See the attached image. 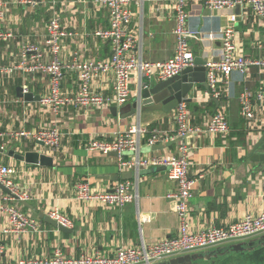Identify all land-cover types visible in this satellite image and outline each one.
Returning <instances> with one entry per match:
<instances>
[{"label":"crops","instance_id":"obj_1","mask_svg":"<svg viewBox=\"0 0 264 264\" xmlns=\"http://www.w3.org/2000/svg\"><path fill=\"white\" fill-rule=\"evenodd\" d=\"M4 1H7V11L0 28L12 32L15 37L0 43L2 64L9 65L21 60L20 48L24 41L42 42L47 21L53 13H57L65 28L72 32L61 41L64 63L72 61L74 52L81 59L95 62L109 60V43L93 35L94 30L109 25L108 11L96 0H35L33 6L17 4L16 0ZM131 10L133 15L127 29L136 37L131 53L144 61H161L171 57L175 46V19L169 2L132 0ZM187 11V25L192 30L217 34L232 25L237 54L252 58L262 54L260 45L264 44V21L245 6L209 9L199 1H191ZM232 15H235L234 22ZM190 46L194 57L200 54L207 62L219 59L221 43L218 38L191 40ZM32 76L17 70L0 79V130L26 128L34 131L56 124L62 140L57 150H51L29 139L0 138L4 151L1 152L3 163L14 168L13 181L31 196L26 201L28 207L21 202L17 205L39 224L38 231L29 230L20 239L13 234L3 236V261L48 256L55 247H59L66 256H113L121 246L150 245L175 236L178 231L177 202L166 196L176 191L177 184L168 178L166 168L143 165L138 170L119 169L115 155L85 149L92 137L112 141L120 132L136 124L147 129L153 126L174 134L175 109L169 113L160 109L145 110L140 115L121 118L122 114L129 112L140 88L133 73L130 97L121 106H66L53 114L39 101H26L16 96V87L24 84L28 86V91L35 94L46 92L49 77L42 73ZM157 80L159 78L155 76L150 80L144 78L143 82L148 84ZM263 81L264 69L250 67L245 74L232 72L227 81L221 79L219 87L222 96L216 100L205 96L206 89L200 84L193 85L188 94L190 100L185 101L190 125L204 128L213 112L222 111L229 124L227 134H191L185 141L158 150L141 143L138 153H125L128 159L139 157L149 160L154 156L175 155L180 145L186 147L189 176L196 178L201 175L193 186L189 201L188 223L191 232H198L210 225L224 226L242 219L246 214L264 212V161L251 160L247 156L251 138H256L259 129L264 127V106L259 110L257 120L249 124L241 115L239 102L244 88L257 90ZM77 86V73L73 69H65L61 81L62 92L74 94ZM112 86L111 70L100 72L93 82L96 91L106 94L111 93ZM112 106L117 107L116 115L110 111ZM10 150L15 154L38 151L51 156L52 165L27 163L9 156ZM125 171H134L135 177L124 179ZM123 180L133 182L132 189L137 199L121 208L75 198L73 186L77 182L86 181L92 190L101 192L111 190ZM54 208L72 221L73 226L67 227L71 232H62L44 219L43 216H48V212ZM5 224L4 216L0 215V228ZM219 257L194 263L216 264L212 261H218L221 259ZM168 259L155 264H168Z\"/></svg>","mask_w":264,"mask_h":264},{"label":"built area","instance_id":"obj_2","mask_svg":"<svg viewBox=\"0 0 264 264\" xmlns=\"http://www.w3.org/2000/svg\"><path fill=\"white\" fill-rule=\"evenodd\" d=\"M174 11L175 46L173 55L166 60L144 61L140 56L131 53L135 46V34L127 29L133 12L132 0H96L106 8L109 14V25L93 31V35L109 43L110 58L108 61H93L81 59L77 52L72 54L69 64L63 62L61 57V41L72 35L62 23L57 13L49 18L45 28L42 42L24 41L21 44V60L9 65L0 62V79L11 75L17 70L32 74H45L49 77L46 92L40 95L39 104L48 107L53 114H57L63 107L86 108L90 106L116 105L121 106L130 97V83L132 74H136L140 86L143 79L150 80L157 76L165 79L178 74L184 68L191 66L194 54L190 46L191 40L202 37L218 38L221 43L219 59L207 62L206 82L208 89L204 92L207 97L220 98L222 92L219 87L221 79H229L232 72L245 74L248 68L264 69V44L260 45L262 54L259 57H246L236 53L233 42L234 29L228 26L214 33L202 34L192 30L187 25V5L191 1H199L209 9L232 8L236 5L245 6L256 17L264 21V0H167ZM17 4L35 5V0H16ZM7 11V1L0 0V22L4 20ZM232 22L235 15L231 16ZM264 31V28H263ZM15 35L0 28V43L14 39ZM73 69L77 73L78 86L74 94H66L61 90V81L65 69ZM111 70L113 72V86L110 94L98 92L93 88V82L100 72ZM32 76V77H33ZM146 84V83H144ZM22 92H28V86L22 85ZM242 117L253 124L258 117L259 110L264 106V81L257 90L244 88L239 95ZM1 121V119H0ZM174 134L159 128L147 129L141 124L132 125L120 132L112 141H105L95 137L90 138L85 149L108 154L114 151L116 165L119 169L138 170L143 165L163 166L168 171V178L177 184L176 191L167 194V198L177 202L178 231L173 237L165 238L159 242L139 247L121 246L116 249L113 256L100 254L66 256L59 247H55L48 256L25 257L8 262L3 261V236L15 235L18 239L29 230L38 231L39 224L26 215L17 205L21 201H28L31 196L13 181L14 168L4 164L0 152V184L9 192L0 188V215H3L6 224L0 228V264H155L170 257L190 254L201 250L217 247L222 244L239 242L264 233V212L257 215L246 214L242 219L224 226L210 225L198 232H191L188 223L189 201L193 195V186L198 180L188 174L189 161L186 157V147L180 145L175 155L154 156L149 160L126 158L125 153L130 151L138 153L142 138L149 133L146 144L151 146L158 142L164 143L175 137H184L197 133L211 135H224L229 132L228 121L222 111L213 112L204 128L192 126L189 122V112L185 101L175 108ZM29 139L42 143L51 150L60 147L62 134L56 124L48 127L30 130H0V138ZM0 149L3 146L0 144ZM75 198L80 201L97 202L106 207L121 208L127 203L137 199L133 192V182L123 180L117 182L111 190L94 191L86 181L77 182L73 186ZM48 216L65 227H72V221L59 213L57 209L48 212Z\"/></svg>","mask_w":264,"mask_h":264},{"label":"water","instance_id":"obj_3","mask_svg":"<svg viewBox=\"0 0 264 264\" xmlns=\"http://www.w3.org/2000/svg\"><path fill=\"white\" fill-rule=\"evenodd\" d=\"M207 63L201 55L195 56L193 58V63L191 66L184 68L178 74L165 79H159L148 84L140 86L139 91L135 99L130 105V110L126 114H122L121 118H126L128 116L140 115L142 111L145 110H157L160 109L166 113L173 111L177 105L182 101H189L190 98L188 94L193 88L195 83L200 84L206 90L208 89V84L206 82V68ZM16 96L21 97L26 101H39L40 95L35 94L31 91L22 92V87H16ZM216 100V98H213ZM121 109V108H119ZM118 111L120 112V110ZM110 111L113 115H116L117 107H110ZM260 133L256 138H251V142L248 147L247 156L251 160L264 161V127L259 129ZM187 136L176 137L172 140L166 141L165 143L158 142L151 145L152 150L162 149L164 146H169L171 144L185 141ZM42 145V143H40ZM0 152H4L0 149ZM9 156H13L19 160H23L27 163L40 164L43 166L52 165V157L40 153L38 151H26L23 154H15L12 150L8 152ZM108 154L115 155V152H109ZM165 169V167L162 166ZM124 179H130L135 177L134 171H125ZM0 188L5 192L9 190L0 184ZM25 206H29L26 201H21ZM44 219L49 222L52 226L56 227L62 232H71V230L60 223H57L54 219L49 216H43ZM227 245V244H226ZM264 246V233L259 236L243 240L239 242H233L225 247L217 246L215 249L204 250L202 252H193L190 254H184L176 257H172L167 260L168 264H192L197 260H209L212 257H219L227 252H244L247 250H253L255 247Z\"/></svg>","mask_w":264,"mask_h":264},{"label":"trees","instance_id":"obj_4","mask_svg":"<svg viewBox=\"0 0 264 264\" xmlns=\"http://www.w3.org/2000/svg\"><path fill=\"white\" fill-rule=\"evenodd\" d=\"M152 127H148V129H152ZM149 133L145 135L144 138H142L141 143H145L146 139L149 137ZM234 254L240 256L242 259L238 262V264H264V246L255 247L253 250H247L244 252H228L227 254H224V256L221 259L218 260H227L229 257ZM215 263V259L212 261ZM226 262L219 263V264H225ZM192 264H195L194 262ZM198 264V263H197Z\"/></svg>","mask_w":264,"mask_h":264},{"label":"rangeland","instance_id":"obj_5","mask_svg":"<svg viewBox=\"0 0 264 264\" xmlns=\"http://www.w3.org/2000/svg\"><path fill=\"white\" fill-rule=\"evenodd\" d=\"M242 258L238 255H231L229 257V259L225 260H218V261H215L216 264H219L218 262H226L225 264H238V262L241 260ZM198 264H207V262H201V263H198Z\"/></svg>","mask_w":264,"mask_h":264}]
</instances>
